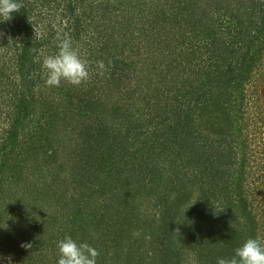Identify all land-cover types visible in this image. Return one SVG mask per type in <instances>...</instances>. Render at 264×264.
<instances>
[{
    "label": "trees",
    "instance_id": "obj_1",
    "mask_svg": "<svg viewBox=\"0 0 264 264\" xmlns=\"http://www.w3.org/2000/svg\"><path fill=\"white\" fill-rule=\"evenodd\" d=\"M141 1L138 21L152 35L122 47L158 59L141 58L135 85V63L111 54L105 25L84 53L93 64L85 91L47 86L41 67L58 36L91 43L85 25L105 23L128 0H19L21 10L0 22V38L11 35L0 44V264H57L65 235L94 247L97 264H113L110 250L119 261L129 231L144 232L143 245L134 243L144 254L134 261L127 243L124 264H171L174 252L181 263L191 254L193 264H216L249 237L264 242V89L247 90L249 78L264 84V0ZM113 136L119 147L106 150ZM151 195L152 219L137 202ZM29 201L31 218L22 211ZM58 203L70 218L53 215Z\"/></svg>",
    "mask_w": 264,
    "mask_h": 264
},
{
    "label": "rangeland",
    "instance_id": "obj_2",
    "mask_svg": "<svg viewBox=\"0 0 264 264\" xmlns=\"http://www.w3.org/2000/svg\"><path fill=\"white\" fill-rule=\"evenodd\" d=\"M159 2L161 3V1H159ZM130 4L133 7L131 10L129 9ZM138 6L144 7V5L142 4V1L141 0H128V3L124 6L125 9L123 8L120 12H118L120 14H118V13L117 14L113 13L112 15L109 14L108 15L109 18H105L106 19V22L105 23L103 22V24H102V21H101V24L102 25L101 24H97V22H93V24L95 25V26H93V28L85 25V28H83L84 31H83L82 34L86 35L87 37H91V43L89 42L88 39L87 40H84L82 42H79L78 39H76L75 42L73 43V46L78 50L81 58L84 59V60H86L87 55L85 56L84 53H87V52L89 53L90 47H96L97 46L96 40H93V38L94 37H97L98 31L100 29H102V28L104 29V25L106 26V28L109 27L108 28V31L111 33V36L109 37V39L110 40L114 39L115 40V45H114V43L112 45L113 46H117V49H115L112 46L113 47V50H111V54L112 55H115V52L117 51L118 58L120 59V61H125V62L127 61V63H131V62H134L135 63L133 66L129 67L131 69L130 72L131 71H134L130 75L131 76V82L130 83H133L134 85L136 83L132 80V77L133 76H136V77L138 76L140 79H143V78L140 77L141 76V73L139 72V69L142 67V63H140L141 58L148 57L150 55L151 57L149 56V58L151 60L154 59V58L155 59L156 58L158 59L157 56H155L154 54H152L150 52H149V55H148V53L145 51V49L141 52V54H139L138 52L129 51L127 49L125 50L122 47L124 45V43H126V42L128 43V45L135 44L134 41H137L136 44H135V46L139 47V46L143 45L142 43H139V42L144 41L143 43H145V41L147 40V38H150V35H152V34H148V32H144V28H142V26L140 25V23L138 21V19H140L139 18L140 14L138 13V11H136V8ZM126 9H128V10H126ZM134 18H136V19H134ZM51 19L52 20H50V19H47L45 21L43 20V29H45V24L46 23H47V25L49 24V22H51V23L54 22V24H55L56 21H54V18H51ZM159 21H161V20H159ZM88 24H90V22H88ZM67 25L68 24H65V26H67ZM160 25H162V22L159 24V26ZM111 37H113V38H111ZM221 37L226 42H227L228 39H230V37H223V36H221ZM10 38H11V35L10 34L9 35H5V37L2 36L0 38V44H4V42L6 41V39H10ZM144 38H146V39H144ZM83 43H86L87 45H84ZM88 43H90V46L89 47H88ZM128 48H130V47H128ZM6 51H7V48H6L5 51L2 48L0 49V54L3 53L2 60L0 59V66L1 67L3 66V63H4L3 57L7 53ZM12 53H13V51H11V53L9 54V56ZM198 55L199 56L196 58L197 62H199V60H203L201 62V65H203V66L206 65L205 62H204V59H203V53L201 51H199ZM125 58H127V60H125ZM86 61H87V67H88V73H89L88 78L84 82H82L80 85H78V86H75V85H72L71 84L70 86L72 87V89H77L78 91L79 90L81 91V89H84L82 91H85L88 88V86H91L92 85V83H93V76H92V74H93V64L91 63L92 61H89V60H86ZM149 61H147V63ZM160 61H161L162 65H158L157 66L158 70H163V69L166 70L165 61H163L162 58L160 59ZM156 76H158V75H153V77H156ZM95 81L105 82L104 79L103 80H98L97 79ZM249 81L250 82H247V84L249 85V87H248L249 89H247L248 91H255L254 89H256V88H259V89L262 88V89H264V84L261 86V84H260V82L258 81L257 78H255L254 81H253V79L251 80L249 78ZM145 82H146L145 84H148L151 81H150V79H147ZM263 82H264V78H263ZM62 83L64 84V83H67V82H62ZM67 84H70V83H67ZM106 86H108V84H106ZM128 92H131V91L130 90L129 91L128 90L125 91L126 94ZM254 95H256V94H254ZM263 96H264V91L261 92V95H260V98H261L260 100L262 102L264 101ZM137 117H139V116H137ZM1 123H3L2 118H0V145L2 144V141L4 140L3 139L2 132H1V129L3 127ZM62 128H63V126H62ZM113 139H114L115 144H111V142L105 141L106 143H104L103 146L105 147L106 150H108L109 148H111V146H114V145H115L114 148L119 147V145H116L117 144L116 142H118V140L117 139L115 140V137L114 136H113ZM66 141H67V139H66ZM120 143L126 144V142L124 141V138L121 139V142ZM141 145H143L142 141H140L139 143H137L136 144V147H139ZM68 152L69 151L64 150L63 153L60 155V161L58 162V166L60 168L64 167V165L66 164V160H67L66 155H67ZM31 161H32V158H31ZM63 161L65 162L64 165H62V162ZM56 169H57V166H56ZM35 180H36L35 182H38V177ZM36 187L37 186H32L31 189H30V191H35V188ZM55 191L57 192V195H59L61 193V191H62V193L64 192V189H62V188L60 189L59 188V189H56ZM24 193H27V191L24 192ZM29 195L31 196L30 193H29ZM262 196L263 195L259 196L260 198L258 197L259 199H257L260 203H262V207L260 208V213L264 212V201H262V199L264 198V196H263V198H262ZM53 197L54 196L52 194V198ZM25 199H30V198H25ZM142 201H143L142 200V197L137 198V202L138 203H141L143 205L141 207V211H143V213L145 215H147L148 217H150L152 219L151 214L153 215V213H154V211H153L154 206H155L154 203H157L158 202V197L155 196V195L146 196V197H144V203ZM29 203H30V207H28V208L25 207V209L23 208L22 211L24 212V214H26V217L31 218L32 215L31 214L29 215V213L31 212L30 211V208H31V205L32 204H31V201H29ZM38 203L40 205H43L44 207L48 206L47 203H45V204H42V202H38ZM57 205H58V208L59 209H57V212L55 214H53V215L62 217L63 210H64L63 208H64L65 205L60 204V203H58ZM34 209L35 208H33L32 211ZM64 213H65L64 214L65 215V217H64L65 219L70 218L71 213H69V210H64ZM263 216H264V214H263ZM262 218L264 219V217H262ZM62 221H64V220H62ZM79 221H81V220H79ZM33 222L35 223V225L36 224L37 225L39 224V222H36L35 220H33ZM57 226L58 225H55L54 226L55 229H56V231H57V229H59V228H57ZM61 227H63V225ZM144 237H145L144 232L142 234L141 231H137L136 233L129 231V233L126 234V238H127L126 239L127 240L126 242L127 243H130V244L133 243V245H132L133 247L131 245H129V244L126 243L125 244V247H124L125 249L123 250V252L127 253V247H132V248H130L128 250V253H129L128 254V257L133 258L134 261H135V259H141V260L143 259L144 252H142V253H141V251L138 252L139 249L135 248L134 243H137L138 244V241H139V243H142L141 245H143V238ZM116 244H118L117 241L116 242H111V244H106V246L114 247L115 249H117ZM112 252H114V250H110L109 254L105 258L106 261L108 260V261H110V263H113V264H124V261L126 259V255L122 252L121 255H120V257H119V261H118V259L116 258V256L114 257V254L115 253L112 254ZM174 253H175V256L176 257L169 256V258L167 259V261L169 263H171V264H193V262H192L193 256L191 254L181 255V259H182V263H181V262H179V261L176 260L177 257L180 254H177V252H174ZM156 254H157V251H156ZM163 255L165 256V254H163ZM164 256H162V255L159 256L160 259H161V262L162 261H166V258H164ZM165 257H167V256H165ZM160 259H158V260H160ZM159 262L160 261H157V263H159ZM125 263H126V261H125Z\"/></svg>",
    "mask_w": 264,
    "mask_h": 264
},
{
    "label": "clouds",
    "instance_id": "obj_3",
    "mask_svg": "<svg viewBox=\"0 0 264 264\" xmlns=\"http://www.w3.org/2000/svg\"><path fill=\"white\" fill-rule=\"evenodd\" d=\"M19 0H0V22L13 19V14L21 10ZM58 51L46 56L42 61V71L46 75L45 83L49 87H59L62 82L78 86L88 78L87 61L82 59L73 46L70 37H57ZM101 74L106 71L103 61L98 63ZM31 249L32 244L21 245ZM57 264H97L98 251L86 242H77L71 235H65L57 242ZM216 264H264V242L260 237H249L234 249L230 258L220 257Z\"/></svg>",
    "mask_w": 264,
    "mask_h": 264
}]
</instances>
